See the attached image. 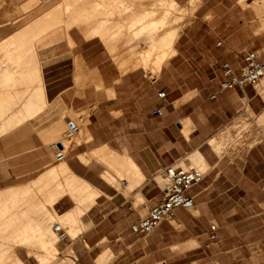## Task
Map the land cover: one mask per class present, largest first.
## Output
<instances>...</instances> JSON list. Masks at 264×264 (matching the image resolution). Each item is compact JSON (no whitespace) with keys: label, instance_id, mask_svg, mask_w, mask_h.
Wrapping results in <instances>:
<instances>
[{"label":"crops","instance_id":"obj_1","mask_svg":"<svg viewBox=\"0 0 264 264\" xmlns=\"http://www.w3.org/2000/svg\"><path fill=\"white\" fill-rule=\"evenodd\" d=\"M32 1H43L46 6L31 23L40 16L47 19L50 29L57 19L66 23L63 0ZM149 1L129 5L135 14L128 23L120 18L121 12L115 14L112 9L109 19L98 20L106 7L81 1L72 5L69 16L78 15L80 23L67 33L50 30L43 40L64 39L75 44L72 31L76 29L86 40L100 42L120 71L129 65L137 67L149 52L150 57L160 59V39L152 51L149 33L132 34L150 23L152 18L145 13L157 8ZM172 1L193 11L174 40V54L155 78L137 70L111 81L99 63L95 69L85 70V76L102 87L80 88L65 71L49 77L41 63L49 111L0 132V213L8 206L7 217L13 216L15 228L39 224L41 233L51 229L58 234L52 245L60 263L55 258L41 263L26 253V247L15 245L25 264H63L66 260L68 264H182L196 254L189 264H225L222 235L232 233L233 228L224 223L215 210L219 206L212 203L239 201L247 193V171L264 170V76L258 83L223 90L221 83L227 76L222 65L229 63L239 73L248 51H255L264 63V0ZM87 21L95 22L93 29L84 23ZM161 32L159 28L157 36ZM141 43L145 46L139 51ZM89 56L82 53L86 61ZM81 75L78 71L76 79H82ZM245 116L253 122L255 137L261 138L249 148L242 139L246 127L239 128ZM69 120L77 121L79 130L66 157L57 161L50 140L59 141ZM218 142L223 143L221 151L215 149ZM196 153L202 155L203 167L192 161ZM130 162L136 164L141 177L131 172ZM61 163L78 183L81 179L90 186L79 193L77 201L69 192L53 197L54 185L62 184L63 176L48 177V171ZM168 165L201 171L200 182L187 190L196 203L191 209H177L171 220L162 221L151 234H136L132 223L146 217L164 197L166 183L159 181L160 175L154 177ZM250 180L255 186L264 185V176ZM79 188L75 184L71 190ZM70 214L74 221H67L66 227L55 221L56 217L66 220ZM210 225L216 227L214 232ZM44 242L48 244V236ZM36 248L41 249H32ZM66 250L71 254H64Z\"/></svg>","mask_w":264,"mask_h":264},{"label":"rangeland","instance_id":"obj_2","mask_svg":"<svg viewBox=\"0 0 264 264\" xmlns=\"http://www.w3.org/2000/svg\"><path fill=\"white\" fill-rule=\"evenodd\" d=\"M111 1L112 3L115 1V4H113L112 7H110L109 9L106 7V10H104L102 14L99 15L100 17L98 20L103 18L109 19L112 15V10H113L115 14H117V12H121L120 18L124 17L125 19L122 18V20L128 23L131 19H133L134 12L132 13V11L129 9L130 10L129 13L131 14L127 13L129 15L126 16L127 14L125 15V13L128 12L127 6H129L131 3L132 5L140 3L141 1L143 3V0H111ZM38 2L40 3V1ZM38 2H33L32 0H0V69L2 67H5L9 71H14L16 80L20 78V72L23 69L22 66L17 68V66L14 65V63L21 58V54L17 53L16 50H14L15 46H12L14 44L10 41L11 38L15 35L14 31L18 30L21 27L24 28L27 25L31 24L30 19L35 18L45 10V6H46L45 2L42 1L40 5L38 4ZM67 2H68L67 0H63V3L65 5L69 3ZM100 4H103L102 0H100ZM103 7L105 6L103 5ZM177 7L170 10L157 8L156 15L154 14L155 15L154 18L157 20L164 19V28L166 26L165 22H169L171 27L172 25L175 26L176 24V26L178 27L177 29L178 33L176 39L178 38L180 33H182V31L185 29L186 25L190 22L191 13L193 11V9L190 8L189 6H182L177 4ZM179 7L181 8V10ZM182 8L184 10L186 8L188 11L187 10L184 11ZM64 12L66 16V21H65L66 23H64L65 26L63 25V21L57 19L58 21L57 27L55 26V28L53 29L51 27L50 29V27L47 26V19H45V21L43 22V27L45 28V31L40 37L41 38L40 43L37 42L38 40L31 41V48L36 52L37 55H39L38 58L36 57V61L40 65L41 63H43V66L46 67L45 73L46 72L49 73L48 74L49 77H52L54 73H59V72L61 73L62 71H65L66 75H69L68 77H70L71 80L75 79V82L80 88L89 85L92 86L94 85V87L99 88L102 87V84L96 85L93 81L90 82L85 76V70H93L95 69L94 66L100 63L101 67L103 68V71L106 72V77L108 78V80L111 81H116L118 79H121L124 74L137 70L145 71L146 77H148L149 79H153L158 75L162 67L168 64L170 57L174 54L175 41L173 43V50L169 49L168 51L169 55L167 59L164 62H162L161 59H159V62L160 61L162 62L161 68H155L153 65L155 64L157 58L154 59L153 57H150L151 59L153 58V60L149 59L151 61L146 66L140 64L137 67H132V65H129V67L126 70L120 71V69L117 68L116 64L113 63L111 58L108 57V55L105 52V49H103L100 42H98L97 40H90V41L86 40L83 37V35L80 34L76 29L72 31V36L74 37V40L76 42L75 44H73L72 42H70L69 44L64 39L60 41H54L52 43L45 42L43 38L46 37L47 33L50 30L51 31L56 30L60 32L59 30L63 29L67 33L70 27H73L74 25H78L80 23V19L78 18V15H75L73 18L69 19V16H71L72 14V12L70 11V7L68 8L65 7ZM141 18L145 19L144 17ZM42 20H43V16H40V20H38L39 24H37L38 23L37 21L32 23L35 24L34 30L36 29V26L41 24ZM84 23L88 25L87 26L88 28L90 29L94 28L93 25L95 22L87 21ZM7 43H10V45L7 48H5ZM144 46L145 43H141L138 47L139 48L138 50L141 51L144 48ZM152 51H153V47H152ZM82 53L87 54L88 56L90 55L87 61L82 57ZM79 60L81 67L76 66V63ZM156 64H158V62ZM78 71H80V73L82 74L81 75L82 79L80 80L76 79V75ZM151 71L153 72L151 73ZM16 80L12 81L11 83L4 84V87H1L0 89V95L6 92L14 93L16 91H18L19 94H22L24 90L26 89L32 90L36 86L35 81L32 82L30 80L28 81L23 80L22 82V80L20 81L18 80L16 81ZM18 87H22V89H18ZM26 98L27 97L21 96V98L20 99L18 98V100H23ZM47 106L39 113L41 112L45 113L46 111L48 112L50 106L48 107ZM18 107L19 105L15 104L11 112H15L16 110H18ZM86 112L87 111H85L84 113ZM8 115L10 116L11 114ZM8 115L5 117L3 116V118L0 119V124L5 122V119L9 117ZM251 116L253 118L252 114ZM240 124H241L239 127L240 129L246 127L244 129V131H246V135L243 136L242 138L244 140L243 143H245L246 145V147L244 146L245 148L247 147L249 148L252 144H254L256 141L261 139L260 137H255L254 125L248 116L243 117ZM55 139H51L50 141H55ZM58 139L65 141V136L62 135L61 137H58ZM222 147H223V143H222ZM221 149L219 151H221ZM159 175H161L160 172H158L154 178L158 177ZM247 176H248L247 186H246L247 193L242 194V190H241L240 194H242V198L239 201L236 200L225 203H212L219 206V208L217 207L215 210L219 211L224 223L228 225V227L233 228L232 233H224L222 235L224 237L223 242L221 244V248L224 250L222 261L225 262V264H264V185L262 186V188L259 186H255L250 180L251 178L254 177L264 176V170L249 169L247 171ZM163 181L166 182L164 177H163ZM166 185H168V183L164 184V186ZM145 214L146 212L143 213L142 216ZM50 220L51 219H49V221ZM55 221L59 222L62 227H66L68 225L67 220H64L63 217L61 218L56 217ZM212 223L216 225L215 222ZM211 226L212 225H210V227ZM56 235L58 236V234ZM53 241L55 242L56 240L53 239ZM170 241L173 242L172 240ZM0 243H4L5 245L19 244V242L5 243L2 241ZM17 252L19 253V251ZM36 252L37 253L41 252V249H37V248L35 250L32 249L31 255L36 256L37 255ZM66 252L71 254L70 250H66L64 254ZM56 253L57 251H52V254L48 258L47 262H52L53 258H55V263H60L59 262L60 255H57ZM197 256H198L197 254L188 256L185 259V262H183L182 264H189L190 258ZM68 263H70L69 260L63 262V264H68Z\"/></svg>","mask_w":264,"mask_h":264},{"label":"bare ground","instance_id":"obj_3","mask_svg":"<svg viewBox=\"0 0 264 264\" xmlns=\"http://www.w3.org/2000/svg\"><path fill=\"white\" fill-rule=\"evenodd\" d=\"M67 1L69 3L67 2L68 4H66V7L71 8V7H73L72 5H77L79 2L85 1V0H67ZM89 1L94 2L93 4L95 7H99V6L104 5L108 9L110 7H112L113 4H115V1L112 3L111 0H102L103 4H100V0H89ZM149 4L153 7L162 8L165 10H170V9L177 7V4L172 0H155V1L152 0V1H149ZM127 8L129 9V6H127ZM180 10H181V8H180ZM185 10H187V9L185 8ZM127 13L128 12H126V14ZM167 13H168V11H167ZM154 14L156 15L155 10H151V12L147 11L145 13L146 17L152 18L150 23H148L146 26L141 27L140 31L133 32L132 34L137 35L139 32L140 33H149L150 34L149 40L151 42L150 44L152 47H154L155 43H156L155 46H157L158 39H160V41H161V54H162V57H160V59H161V61H163V60H165L163 58L164 55H169L168 54L169 49H173L172 46H173V42H174V40L177 36V33H178V30H177L178 27L176 26V24H175V26L172 25V27H171L169 22H165L166 26H165V30H164V19H160V20L158 19L157 20L154 18L155 17ZM44 21H45V19L42 20L40 25L36 26L35 30H34L35 24L31 23V24L27 25L26 27H24L20 31H18L11 38L10 42H12L14 44V45H12V46H15L14 50H16L17 53L21 54V58L18 59L17 62L14 63V65H16L17 68L22 66V69H23L20 72V78H18L17 80L18 81L22 80V82H23V80L24 81L30 80L32 82L35 81L36 86L32 90H30V89L24 90L22 92V94H19V92L16 91L14 93H7L6 92V93H2L0 95V119L3 118V116L5 117L8 114H11L10 116L8 115L9 117L6 119V122H3L0 124V132L4 131L6 128L13 127L14 125H16L21 120H25V119L32 117L33 115H36L35 113L38 114L40 111H42L47 106V102L45 101V92H44L43 80H42V77L40 74L41 73V65L36 61V55L37 54L31 48V41L32 40H34V41L38 40L37 42L40 43V39H41L40 37L45 31V28L43 27ZM56 24L58 25V22L55 23V25ZM57 25H56V27H57ZM159 28L161 29L162 32H161L160 36H157L158 35L157 33L159 32ZM90 31L95 32V30H90ZM107 44H109L108 47L110 48V43L107 42ZM9 45H10V43H7L5 48H7ZM149 59H151L150 58V52L147 55L143 56V58H141L139 60V62L141 64L147 65V64H149V62L151 60H153V58L151 60H149ZM161 61L159 62V59L157 58V60L153 66H156L155 68H160L161 67V65H160ZM157 62H158V64H156ZM153 71H154V69H153ZM153 71H151V73ZM15 80H16V78H15V72L14 71H9V70H7V68H4V67H2L0 69V86H2L4 83L8 84V83H11L12 81H15ZM7 86H9V85H7ZM21 96L27 97V98L23 99V100H18V98L20 99ZM15 104H19L18 110H16L15 112H11V110L13 109ZM61 141H63V140H61ZM221 147H222V142H218L215 146V149L217 151H219L221 149ZM199 154L196 153L194 156L195 158H193L192 161H194L195 164H198V165L203 167L204 166V159H203L202 155H199ZM129 165L131 168V172L134 174V176L141 177V172L139 171L136 164H134L133 162H130ZM48 172H50L51 174H49ZM48 172H47L48 177H49V175L53 174L52 177H54V175H55V177L57 178V176L63 175V178H64L62 184L55 181L56 183L54 185L55 189H54V193H53L54 199H57L58 197H60L65 192H69V193H71V196L73 197V199L77 201L80 199L79 193H81L83 190H86L90 187L87 182H85L81 179H80L81 182L78 183L79 180L77 181V179H76L77 177H75V175H73V174H69L68 168L65 166L64 163L59 164V166L52 168V170L48 171ZM200 174H201V171H200ZM163 177L164 176L160 175L158 177L159 181H162ZM165 180H166L165 183H168L166 178H165ZM75 184L80 186L78 191H75L76 189L71 190V187L74 186ZM26 189L28 190V188H26ZM27 190L24 189L23 192L25 193V191H27ZM40 190H42V189H40ZM17 192H16V196L18 195ZM20 192H21V190H20ZM28 192H30V189ZM13 196L15 197L14 194H13ZM54 199H52V200H54ZM1 209H2V207L0 208V210ZM4 209L5 210L8 209V206H6ZM10 209L12 210V207ZM5 210H3V212L1 211L2 213H0V242L1 241L5 242V243L19 242V244H16V245H21V246L26 247V253L28 255L32 254L31 253L32 252L31 247H39L42 250L39 253L36 252L37 253L36 257L38 258L39 262L46 263L48 261V258L51 256L52 251H56V249L52 245L54 242L53 239H55L56 241L58 239V236L55 234V232L48 229V233H46V232L41 233V227L39 226V224L33 225L30 223L25 224L22 228L17 229V228H15L16 226L13 225V223H14L13 222L14 221L13 216L11 217L9 215L12 212L14 213V211H16V210L14 209L12 212H10L8 214L9 215L8 217H7L8 211L7 210L5 211ZM12 215H15V214H12ZM16 215H18V214L16 213ZM19 218H21L20 219V222H21L22 217H19ZM18 220L19 219H17V222L19 224ZM66 220L68 222L74 221L73 215L72 214L68 215L66 217ZM15 224H16V222H15ZM46 236L49 237L48 244H46L44 242ZM14 246L15 245H12V244L5 245L4 243H0V264H25L24 261L19 256V253L17 252V250L14 248Z\"/></svg>","mask_w":264,"mask_h":264},{"label":"built area","instance_id":"obj_4","mask_svg":"<svg viewBox=\"0 0 264 264\" xmlns=\"http://www.w3.org/2000/svg\"><path fill=\"white\" fill-rule=\"evenodd\" d=\"M222 68L227 76L221 83V89L223 90L234 86L258 83L264 76V63L255 51L246 53L245 65L239 73H235L229 63H224ZM160 96H164V93H160ZM78 130V123L69 120L66 123L64 132L65 141L59 140L50 143V147L55 151L57 161H61L66 157L67 149ZM160 173L168 181V185L164 188V197L150 210L146 217L132 223L131 229L136 234L142 236L151 234L162 221L174 217L177 209H190L196 203L195 197L188 194L187 190L200 182V171L194 168L168 165ZM55 228L58 230L60 226L56 225ZM211 229L214 232L216 227L213 225ZM212 236H214V233H212Z\"/></svg>","mask_w":264,"mask_h":264}]
</instances>
